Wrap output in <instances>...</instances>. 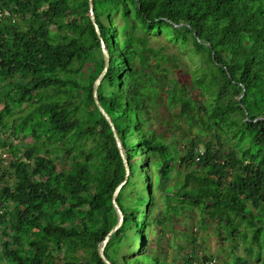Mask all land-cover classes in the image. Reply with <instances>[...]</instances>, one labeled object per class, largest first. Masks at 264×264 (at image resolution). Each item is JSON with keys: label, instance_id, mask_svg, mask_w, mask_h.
<instances>
[{"label": "trees", "instance_id": "trees-1", "mask_svg": "<svg viewBox=\"0 0 264 264\" xmlns=\"http://www.w3.org/2000/svg\"><path fill=\"white\" fill-rule=\"evenodd\" d=\"M94 14L99 32L89 0H0V264H105L125 166L93 94L102 39L98 96L130 166L107 257L175 264L145 250L146 234L189 210L230 245L183 264H264V0H94ZM153 33L201 61L192 80ZM162 95L178 108L174 137L153 126ZM244 223L252 243L238 254Z\"/></svg>", "mask_w": 264, "mask_h": 264}, {"label": "rangeland", "instance_id": "rangeland-1", "mask_svg": "<svg viewBox=\"0 0 264 264\" xmlns=\"http://www.w3.org/2000/svg\"><path fill=\"white\" fill-rule=\"evenodd\" d=\"M142 35H144L142 33ZM149 43L151 46L154 47H164L166 52L170 53L172 56L179 57L178 65L181 69L179 75L181 79H189L192 80V73L194 69V65H200L201 61L198 59H193L189 54L187 49L179 48L177 45L169 42L163 34H150L149 36ZM160 100L162 101L159 103V106L154 111V128L157 132L163 133L165 137H171L176 133H179L180 130H176L173 127L174 120H175V113L177 111H172L165 102V96H160ZM14 131H10L8 134L5 135V139L10 137V135ZM193 134L195 133V128L191 131ZM177 135H175L176 137ZM210 136H203L201 138V143L199 147V152H202L204 147V142ZM15 140L22 145L23 148L30 142L31 139H24L22 135L14 136ZM182 144V142L180 143ZM12 157V155H11ZM11 159V158H10ZM146 158H142L143 161ZM62 163H60L61 167ZM146 166L142 164L140 170L145 171ZM7 179L9 182L14 181L13 175H8ZM133 196V192L127 191L125 195V200L130 202ZM156 196H160V194L156 193ZM154 213H156L157 209L154 208ZM209 223L208 228L201 227L199 221V214L198 212H190L189 210L185 211L183 215L177 218V221L173 224L171 228L166 229L165 232H161L160 227H155L151 229L150 232H147L146 236L149 240V244L146 246L145 250L148 251L152 248L156 249V252H159L163 256V258L167 261H171L175 264H183L184 259L191 256H196L200 258L202 255H209L213 256L216 259V262L219 257L224 255L225 247L229 246L230 244L225 243V247L223 248V243L219 236L215 232V223L210 219L206 220ZM241 230L245 231L246 237L245 239L242 238H232L231 243L235 245V249L233 250L235 253L244 254L246 253L245 244L252 243V231L251 228L247 224L241 225ZM195 238V241H194ZM227 244V245H226Z\"/></svg>", "mask_w": 264, "mask_h": 264}, {"label": "water", "instance_id": "water-1", "mask_svg": "<svg viewBox=\"0 0 264 264\" xmlns=\"http://www.w3.org/2000/svg\"><path fill=\"white\" fill-rule=\"evenodd\" d=\"M89 16L91 18V20L93 21V23L95 24L97 31L99 32V27L96 23V18H95V14H94V0H89ZM102 46H103V55H104V59H105V65H104V69L101 72V74L97 77V79L95 80L94 84H93V94H94V99H95V103L97 105V107L99 108L100 112L102 113V115L107 119L108 123L110 124V127L112 129L116 144L118 146V149L120 151V154L122 156L123 162H124V166H125V178L124 180L116 187L114 193H113V197H112V201H113V205L114 208L117 212L118 215V221L115 224V226L106 234V236L104 237V239L99 243L98 245V252L100 257L102 258V260L104 261L105 264H113L112 261L107 257L106 255V247L108 245V243L110 242L111 238L113 237V235L122 227L123 223H124V212L120 206V204L118 203V196L122 190V188L124 187V185L127 183L129 176H130V166H129V162H128V157L126 154V150L123 146V143L120 139V136L118 134V131L115 127V124L112 120V117L110 116V114L106 111V109L104 108V106L102 105L99 96H98V89L100 84L102 83L107 69L110 65V52L108 47L106 46L104 40L102 39Z\"/></svg>", "mask_w": 264, "mask_h": 264}, {"label": "built area", "instance_id": "built-area-1", "mask_svg": "<svg viewBox=\"0 0 264 264\" xmlns=\"http://www.w3.org/2000/svg\"><path fill=\"white\" fill-rule=\"evenodd\" d=\"M5 14H8V12L6 11ZM4 156H6V155L4 154Z\"/></svg>", "mask_w": 264, "mask_h": 264}]
</instances>
